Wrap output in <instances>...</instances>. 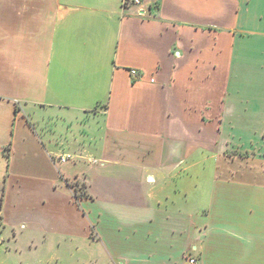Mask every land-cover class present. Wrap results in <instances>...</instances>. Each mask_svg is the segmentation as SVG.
Listing matches in <instances>:
<instances>
[{
  "label": "crops",
  "instance_id": "1",
  "mask_svg": "<svg viewBox=\"0 0 264 264\" xmlns=\"http://www.w3.org/2000/svg\"><path fill=\"white\" fill-rule=\"evenodd\" d=\"M29 229L37 257L264 264V0H0V255Z\"/></svg>",
  "mask_w": 264,
  "mask_h": 264
},
{
  "label": "rangeland",
  "instance_id": "2",
  "mask_svg": "<svg viewBox=\"0 0 264 264\" xmlns=\"http://www.w3.org/2000/svg\"><path fill=\"white\" fill-rule=\"evenodd\" d=\"M232 153V152H229ZM235 153V152H233ZM246 155V154H244ZM207 164V165H206ZM205 167L204 165H201V173H202V180H206L208 178V175L210 173V164L206 163ZM31 229L28 231H24L23 234L20 237L19 244L23 247L21 251L17 250H11L6 254L0 255V263L2 264H15V262L23 261L27 264L36 263V260L40 258L39 264H105V258L101 256L99 253L94 254V252L91 254H87L85 257H77V256H47V257H37L33 252L28 251L25 249V239L27 238L28 234H30ZM91 251V250H90ZM187 253V252H186ZM185 253V254H186Z\"/></svg>",
  "mask_w": 264,
  "mask_h": 264
},
{
  "label": "built area",
  "instance_id": "3",
  "mask_svg": "<svg viewBox=\"0 0 264 264\" xmlns=\"http://www.w3.org/2000/svg\"><path fill=\"white\" fill-rule=\"evenodd\" d=\"M158 0H123V5H127V4H131L134 6H137L139 8H142V5H151L154 2H157ZM129 74L132 77H137L139 76V72L135 69V68H131L129 69ZM61 160L63 161L64 158L61 157ZM184 264H199V261L197 259V257L191 255V254H186L184 257Z\"/></svg>",
  "mask_w": 264,
  "mask_h": 264
},
{
  "label": "trees",
  "instance_id": "4",
  "mask_svg": "<svg viewBox=\"0 0 264 264\" xmlns=\"http://www.w3.org/2000/svg\"><path fill=\"white\" fill-rule=\"evenodd\" d=\"M239 155H244V154H246V152L245 153H243V152H237Z\"/></svg>",
  "mask_w": 264,
  "mask_h": 264
}]
</instances>
